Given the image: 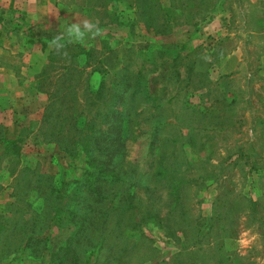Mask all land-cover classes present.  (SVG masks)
Wrapping results in <instances>:
<instances>
[{
    "label": "rangeland",
    "instance_id": "374dc122",
    "mask_svg": "<svg viewBox=\"0 0 264 264\" xmlns=\"http://www.w3.org/2000/svg\"><path fill=\"white\" fill-rule=\"evenodd\" d=\"M50 1L64 16L60 34L42 40L54 49L49 69L53 80L66 60L64 46H53L59 38L61 44L92 47L94 59L110 74L126 64L134 71L144 66L140 81L148 79L153 95L144 99L138 94L129 105L144 125L129 137L128 151L131 155L150 142L145 129L156 131L154 164L147 166L143 156L139 170L145 177L151 174L153 192L149 200L142 189L137 195L157 217L140 225L143 232L124 229L118 238L129 251L123 264H264V0H157V27H165L167 16L172 27L188 25L168 34L146 28L136 14L141 11L139 0ZM9 15L0 6V29L15 32L23 41L25 26L10 23L14 18ZM193 22L197 24L190 27ZM85 24L92 25L91 30ZM73 25L81 29L83 39L66 31ZM0 64L18 68L19 61L0 56ZM80 80L84 88L102 81L92 80L85 71ZM19 85L10 99V109L19 112L16 122L9 109L0 117V214L5 215L10 203L21 208L17 215L26 209L25 201L41 207L42 198L32 190L36 173L75 179L84 166L79 161L73 168L72 160L53 143L36 138L48 95L39 92L34 81ZM160 165L166 169L163 175L157 173ZM19 181V193L27 195L17 198L10 194ZM68 199L64 195L62 203ZM166 225L180 240L165 233ZM50 233L51 243L63 242L57 228ZM43 260L18 257L0 264Z\"/></svg>",
    "mask_w": 264,
    "mask_h": 264
},
{
    "label": "trees",
    "instance_id": "16d2710c",
    "mask_svg": "<svg viewBox=\"0 0 264 264\" xmlns=\"http://www.w3.org/2000/svg\"><path fill=\"white\" fill-rule=\"evenodd\" d=\"M138 2L141 11L137 10L136 14L148 30L168 34L182 25L175 23L172 27L165 15V27H157L153 9L158 8V1ZM159 7L163 9L160 4ZM10 22L18 23V19ZM116 22L119 23L117 19ZM196 24L193 22L189 26ZM62 45L66 60L58 67L57 78L53 80L49 72L54 66V49L42 71L34 77L33 86L48 95L36 138L53 143L63 152V157L72 160L73 168L81 163L84 166L75 179L56 180L53 175L36 173L32 190H37L36 196L42 198L41 207H32L34 201H25L22 206L26 209L17 215L21 208L10 203L7 215L0 214V263L21 257L44 259L43 264H123L122 258L129 251L120 245L118 238L124 229L136 230L145 220L157 217L148 201H138L137 195L138 189H142L149 200L153 192L151 174L145 177L139 170L143 156L147 157V166L154 164L151 156L156 145V131L145 129L150 142L147 140L143 149L139 145L131 155L128 151L129 137L136 132L137 126L144 125L136 117L137 110L129 105L138 94L143 93L144 99H151L153 95L147 86L148 79L146 83L140 81L144 78L142 73H146L144 66L134 71L126 64L110 74L101 61L94 59L97 57H93L92 47L80 48L79 44L68 41H63ZM81 55L83 59L78 62ZM81 71L92 80L99 77L102 81L84 88ZM164 171L166 169L161 170L160 165L157 173L163 175ZM168 178L169 184L173 183L174 177L168 175ZM20 181L13 184L14 191L10 194L17 198L27 195L19 193ZM64 195L69 199L62 203ZM143 202L146 206L140 204ZM56 228L64 240L53 244L50 232ZM196 230L199 234L200 229L196 227ZM165 233L177 238L176 231L169 226ZM142 238L146 239L143 234Z\"/></svg>",
    "mask_w": 264,
    "mask_h": 264
},
{
    "label": "crops",
    "instance_id": "0c3cea01",
    "mask_svg": "<svg viewBox=\"0 0 264 264\" xmlns=\"http://www.w3.org/2000/svg\"><path fill=\"white\" fill-rule=\"evenodd\" d=\"M0 6L6 13L10 12L9 17L12 19L19 18L18 23L26 28L23 41L16 39L15 32H8L5 27L3 30L0 29V56H6L11 60L17 58L19 61L18 68H14V65L0 64V117L9 109L15 116L12 121L15 123L18 111L10 109L11 95L20 90L18 88L22 87L19 85L20 82H26L27 86H30L34 77L42 71L52 50L42 40L50 34H60V23L64 16L50 0H0ZM12 82L18 84L14 85Z\"/></svg>",
    "mask_w": 264,
    "mask_h": 264
},
{
    "label": "clouds",
    "instance_id": "9594fccd",
    "mask_svg": "<svg viewBox=\"0 0 264 264\" xmlns=\"http://www.w3.org/2000/svg\"><path fill=\"white\" fill-rule=\"evenodd\" d=\"M85 29L91 30L92 25L89 24H85L84 25ZM66 31L72 35H74L76 38L78 39H83V33L81 31V29L78 26H70L66 29ZM53 46L57 49H60L63 47V45L60 43V39L57 38L56 40L53 41Z\"/></svg>",
    "mask_w": 264,
    "mask_h": 264
}]
</instances>
